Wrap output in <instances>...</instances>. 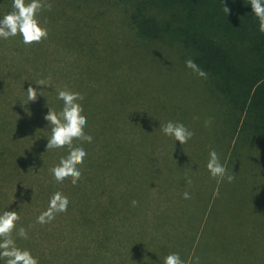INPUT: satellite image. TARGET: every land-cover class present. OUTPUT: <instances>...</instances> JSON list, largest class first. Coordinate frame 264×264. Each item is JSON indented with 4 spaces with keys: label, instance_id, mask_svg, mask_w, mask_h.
Masks as SVG:
<instances>
[{
    "label": "trees",
    "instance_id": "1",
    "mask_svg": "<svg viewBox=\"0 0 264 264\" xmlns=\"http://www.w3.org/2000/svg\"><path fill=\"white\" fill-rule=\"evenodd\" d=\"M121 2L130 8L129 25L140 40L176 43L160 45L165 46L166 49L175 45L181 54L182 64L192 59L207 73V78H203L202 83L206 89L217 95V99L212 101L214 104L225 105L222 120L227 133L224 131L208 142L203 141L200 127L202 124L198 120L196 122L200 129L185 125L194 135L184 145L169 136H167L169 141L165 136L155 140L152 136L155 129L152 128V124L157 122L160 115H143V110L138 108L139 106L126 104L124 101H127L126 96H122L120 101L109 96L107 83L110 82V67L107 66L108 60L104 59L101 51L99 56H96L94 50H98L97 46L42 44L44 50L48 51L46 64L50 67L52 64L50 56L54 46L60 45L59 47L71 58L68 63L55 66V70L60 74L64 70L71 73L72 82L65 84L59 77L60 84H57V78L53 76L54 79L50 81L53 87L49 88V92L56 86L81 93L84 96L81 102L83 114L87 117L85 132L88 129L99 139L94 143L74 141L76 146H82V143L86 145L84 149L87 151V157L82 166L87 169L86 171H91L82 181L86 186L78 189L70 187L73 184L69 178L67 179L69 185L61 189L58 185L60 183L53 180L57 185L54 186L53 181L49 182L48 196L40 189L43 174L46 172L51 174L50 169L59 163L62 156L67 155V148L54 149L50 154L53 160L46 158L49 163L43 165L44 159L40 162L36 158L25 157L11 139L0 140V177L4 179L0 182V185H3L0 188V214L5 209L19 212L20 220L17 222V230L12 234L13 239L18 247L31 250L39 259V264H74L73 258L80 260V264H96L102 260L103 264H128L123 248L134 245L138 248V241L132 242V246H127L129 239L143 233L141 243H144L145 239L150 238L148 231L152 227L143 220H139L140 223L132 222V218L135 217L131 216L120 220L121 210L118 204L121 195L126 194L128 203L132 205L130 188H135V185L130 186L129 181L136 182L137 187L142 186L147 192L151 190L149 193L154 198L156 195L165 197L168 190L178 193L180 197L184 192L190 193L192 190H204L207 193L205 208L201 209L199 216L197 214L195 216H198L197 222L189 228L188 221H185L179 235L189 240L188 248L180 255L181 259L185 264H194L193 259L200 240L211 241L214 237L210 232L207 234L205 232L207 225L213 230L216 227L211 221L214 203L224 198L228 190L234 186V182L229 183L226 178L218 183L216 178L211 177L206 167L209 152L214 149L219 154L221 163L230 175L234 169L232 165L234 159L245 153L256 155L260 163L262 162L258 172L262 171L264 175V33L258 30L259 22L252 13L250 0H125ZM226 7L229 9L228 12ZM150 45L156 46V44ZM76 60H81V63H76ZM102 65L108 68L107 71L103 72ZM15 66L16 73L13 77L16 80L11 79L18 82V86H23V92L13 96L10 106L14 108L22 105V108L18 109L22 111L17 110L18 115H21L28 112L26 91L33 81L24 80V74L27 72L24 71L21 63ZM196 81L200 83L199 80ZM0 83H2L1 79ZM44 98L51 99V96L48 94ZM57 105L60 111L63 104ZM152 118L156 120H151ZM168 121L165 119L160 123L163 125ZM47 127L51 129V125ZM222 138L228 139L222 141ZM167 141L169 159L179 155L180 161L176 162V166H171L175 167L174 172L159 165L158 172L163 173L165 178L159 177L156 178V183L146 184L147 177H152L155 173L156 160L162 161L166 158L165 154H162L161 144L164 143L165 147ZM5 143L10 144L5 145ZM37 151L44 150L40 146ZM199 156L201 178L197 175ZM29 166L36 169L34 174L41 175L30 176L33 173L24 171ZM90 166L96 167L98 171L92 170ZM104 170L109 172L110 180L104 179ZM140 177L143 183L139 180ZM177 177H179L178 181H176ZM187 180H191V184L186 183ZM122 182L125 187L130 188L121 190ZM156 187L159 189L157 192ZM236 187L243 190L240 184ZM57 191L62 192L69 199L65 223L57 224L56 217L51 223H37V217L48 208L50 197ZM107 198H110L109 205H106ZM146 201L144 199L138 205L141 206ZM237 202L231 201V210L234 214L242 215L241 205ZM170 207L168 204L166 211ZM70 211L77 214L73 218L74 224ZM103 213L109 217L106 222L111 224V220L116 221L118 218V223L114 226L108 225L101 220L100 215ZM160 213L157 212L154 217ZM20 227L27 230L28 239H22L17 235ZM77 228L84 232L87 230L86 237H82L85 240L78 244L79 250L75 255L70 251L65 256L69 242L74 240V234H78ZM102 229L109 230L106 237L90 235V231L100 232ZM126 233L127 238L124 239ZM185 233L188 234L184 235ZM80 234L83 236L82 232ZM263 234L264 226L262 228L264 243ZM189 235L191 238L188 239ZM142 261L140 259L139 264ZM0 264L6 262L0 260ZM210 264L214 263L210 262Z\"/></svg>",
    "mask_w": 264,
    "mask_h": 264
},
{
    "label": "rangeland",
    "instance_id": "2",
    "mask_svg": "<svg viewBox=\"0 0 264 264\" xmlns=\"http://www.w3.org/2000/svg\"><path fill=\"white\" fill-rule=\"evenodd\" d=\"M121 1L125 2V0H49L53 5L52 10H45L39 17L42 25L49 31L46 40L38 44L25 45L19 35L9 39L0 38L1 141L11 139V142L14 141L15 145L22 150L25 157L36 158L40 162L44 159L43 165L49 163L46 158L52 159L50 154L54 149H47V139L51 136V129H48V122L44 119V116L49 111L48 108L59 112L57 104L62 106L63 101L57 99L58 90L61 88L55 86L49 92V88L53 87V83L51 84L50 81L57 78L56 83L60 84L61 78L65 84L72 82L71 73L64 70L60 74L55 70V66L66 64L71 58L59 47L60 45L54 46L50 56L52 61L50 67L46 64L48 51L44 50L42 44H61L62 46L63 44H93L97 46L98 50H94L97 53L96 56H99L101 51L102 55L104 54V59L108 60L107 66L110 67V82L107 83L109 96L118 101L122 96H126L127 101L122 98L126 104L131 103L135 107L139 106L138 108L143 110V115H160L157 120L154 118L157 122L152 124V128H155L152 135L155 140H160L164 136L167 138L161 131L162 124L160 123L165 119L181 121L188 127L193 126L200 129L197 123L199 120L202 124L200 126L202 128L201 137L206 142L214 139L218 133L224 131L227 133L224 120H222L223 111L226 109L225 105L212 102L215 98L217 99V95L211 93L208 88L206 89V86L202 83L203 78L197 76L191 69L185 68V62H183L184 64L181 63V54L177 51L175 45L170 49L160 45L176 43H165L162 40L154 42L140 40L129 25L130 8ZM11 5L12 0H0V18L11 11ZM102 44L104 45L102 46ZM150 44H156V46ZM75 50L77 49L75 48ZM18 63H21L22 68L27 72V74H24V80H32L33 82H30L31 86L38 93L40 91L44 93L36 101H28L26 103L28 104V112L21 115H18L17 110L22 108V105L14 107L15 109L10 106L13 96L15 94L20 95L23 92V86H18V82H15L16 79L13 77L16 73L15 65ZM76 63L80 64L81 60H76ZM102 66H104L103 72L107 71L108 68L105 65ZM41 79L49 81L48 86L35 84ZM194 79L199 80L200 83ZM47 93L50 94L51 99L46 100L47 97L44 98L48 95ZM26 116H28V119H26ZM206 121H210L207 126ZM86 132L93 137L91 143L99 139L88 129H86ZM171 139L173 138L171 137ZM225 139L228 138H222V141H225ZM167 140L169 141V138ZM168 141L165 147L164 143L161 144L162 154L164 153L166 158L162 161L156 160L155 173L152 177H147L146 184L151 183L152 185L157 182L156 178H165L163 173L158 172L159 165L174 172L175 167L171 166H176V162L180 161L179 155L174 159H169ZM85 143L81 144L84 148ZM8 144L10 143H5V145ZM116 145L118 144L116 143ZM40 146L44 151H37ZM74 146L76 145L74 144ZM157 147L156 145L155 148ZM197 162L198 171H196L198 172V178H201L200 156ZM232 163L234 169L231 173L235 177L233 180L234 186L228 190L224 198L213 205L211 221L216 227L213 230L210 225H207L205 232L206 234L210 232L214 237L211 241L208 239L200 240L195 256V258H199V264H210V262L214 264H264V243L262 239L264 175L262 171L261 173L258 172L262 167V162L260 163L256 155L245 153L236 160L234 159ZM25 165L27 166V163ZM79 167L83 179L76 185L70 186L77 189L86 186L82 181L88 177L86 175L91 173L90 170L86 171L87 169L84 166L80 165ZM90 167L92 170L98 171L96 167ZM24 171L33 173L30 176L41 175L34 174L36 169L30 166ZM103 172L104 179L110 180L109 172L106 170ZM228 174L230 173L228 172ZM141 177L139 178L140 181L142 180ZM2 180L4 179L0 177V182ZM53 180V176L48 172L43 174L40 189L45 195L50 193L49 182ZM178 180L179 177L176 178V181ZM53 182L56 186V182ZM129 184L130 186L135 185V188L125 187L124 182H122L121 190L130 188V199L132 201L136 200L138 204L144 199L147 201L141 206L137 204L134 207L128 203L126 194H122L118 204L121 210L120 220L131 216L135 217L132 218V222L140 223L139 220H143L152 227L148 231L150 238L145 239L144 243H141L144 237L143 233L139 236L134 235V238L129 239L127 246H132V242L138 241V248L136 245L123 248L127 263L139 264L140 259H142L141 264H164V259L168 254L176 252L181 255L182 251L188 248L189 240L179 236L180 230L184 228L183 223L185 221H188L187 227L189 228L195 225L199 212L205 208L207 193L204 190H192L190 191L191 198L184 199L178 193L168 190L165 197L161 198V196L156 195L154 198L149 193L151 190L147 192L143 190L142 186L139 185L141 188L137 187L138 184L134 181H129ZM239 184L243 190L236 187ZM58 185L63 189L69 184L66 179ZM2 186L0 185V188ZM95 186H97V183ZM108 188H110V185H108ZM157 190L159 189L156 187V192ZM110 198H107L106 205H109ZM232 200L238 201L237 203L241 205L242 215L232 212ZM168 204L171 207L166 211ZM157 212H164L166 215L160 213L154 217ZM69 214L72 215V223L74 224L75 220L73 218L77 214L74 211H70ZM196 214L197 217H195ZM66 215L67 212L57 213V224L58 222L64 224ZM100 217L103 221L109 218L105 213ZM165 222L169 224H164ZM105 223L114 226L118 223V218L116 221L111 220V224L106 221ZM77 230L78 234H74V240L69 242L67 252L64 253L65 256L70 251L75 255V252L79 250L78 244L85 240L82 237H86L87 230L85 232L79 228ZM151 231H154V233ZM80 232L83 233V236ZM130 232L133 233V231ZM108 234L109 230L90 231V235L95 237L101 236L104 238ZM123 238H127V233ZM189 238H191L190 235ZM73 261L74 264H80V260L73 258ZM102 261L96 264H103Z\"/></svg>",
    "mask_w": 264,
    "mask_h": 264
},
{
    "label": "clouds",
    "instance_id": "3",
    "mask_svg": "<svg viewBox=\"0 0 264 264\" xmlns=\"http://www.w3.org/2000/svg\"><path fill=\"white\" fill-rule=\"evenodd\" d=\"M252 13L257 18L258 30L264 33V0H250ZM52 3L49 0H12L11 11L0 18V38L9 39L16 36L22 38L25 45L41 43L46 40L49 31L40 20V15L45 10H52ZM226 11L229 9L226 7ZM185 66L191 69L197 76L207 78V73L201 69L194 60L185 61ZM36 85L48 86L49 81L41 79L35 82ZM28 101H36L39 93L31 85L27 88ZM57 99L63 101L62 109L57 112L50 108L44 119L51 125V136L48 138L47 149L67 148V155L62 156L59 163L50 169L51 175L57 183H63L66 179L71 180L76 185L82 178L80 165H83L87 157V151L83 146H74V141L79 140L87 143L93 141V137L86 134L87 117L83 114L82 101L84 96L70 89L58 90ZM210 121H206V126ZM164 135L174 138L181 145L186 144L194 135L182 122L168 121L161 125ZM207 170L212 178L217 182L227 180L231 183L235 177L227 172L226 167L221 163L219 154L213 149L209 152ZM186 183L191 184V180ZM218 195V192L216 193ZM184 199H190V193H183ZM132 206H136L138 201L133 200ZM69 199L62 192L57 191L49 199L48 208L37 217V223H51L57 213H65L68 210ZM20 220L19 212L16 210H4L0 214V260L6 264H39V259L34 256L31 250L21 248L16 245L13 239V232L17 230V222ZM17 235L22 239H28V232L20 227ZM164 264H185L179 253L168 254L164 259ZM194 264H199V258H195Z\"/></svg>",
    "mask_w": 264,
    "mask_h": 264
}]
</instances>
